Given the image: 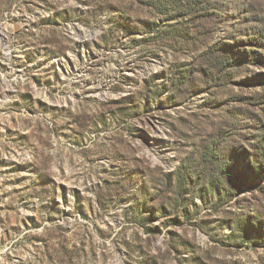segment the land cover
I'll use <instances>...</instances> for the list:
<instances>
[{
    "label": "rangeland",
    "instance_id": "374dc122",
    "mask_svg": "<svg viewBox=\"0 0 264 264\" xmlns=\"http://www.w3.org/2000/svg\"><path fill=\"white\" fill-rule=\"evenodd\" d=\"M208 1L0 0V264H264V0Z\"/></svg>",
    "mask_w": 264,
    "mask_h": 264
},
{
    "label": "trees",
    "instance_id": "16d2710c",
    "mask_svg": "<svg viewBox=\"0 0 264 264\" xmlns=\"http://www.w3.org/2000/svg\"><path fill=\"white\" fill-rule=\"evenodd\" d=\"M209 2V4H210V0L208 1ZM214 9V8H213ZM208 12V11H207ZM206 16V14L204 15V17ZM200 17H201V15H200ZM143 23H144V31H146V32H148V33H156V34H154V35H152L153 37H155V38H158V37H162V38H170V37H172V36H174V37H176V36H179V34H181V38L184 40V44H187V45H190V47H192V48H195L196 47V39H194V40H190V37L186 34V33H184V28H182L183 26H185V25H181V23H179L178 25L177 24H173L172 26H170L169 28H166L163 32H161L160 31V29H159V27H154V25H155V23H148L147 21H142ZM141 22V23H142ZM150 26L149 28H147L146 26ZM161 33H162V35H161ZM172 35V36H171ZM173 38V37H172ZM174 40V38L171 40V41H173ZM218 42V41H217ZM204 43H206V41H205V39L203 38V41H202V44H204ZM217 46V44H213V45H210L209 47H210V50H211V52H209V51H207V53H210V58H214V57H219V59H221L222 61H221V63H224V62H226V63H228V64H230V61H227L228 59V56H224V54L223 55H215V54H220V53H222V52H224V49L222 48V47H220V46H218V47H216ZM229 66H232V65H229ZM189 74H190V71H188L187 72V77L185 76L184 78H189ZM181 84L182 83H188V81L186 82V81H182V82H180ZM187 88H189V87H187Z\"/></svg>",
    "mask_w": 264,
    "mask_h": 264
}]
</instances>
